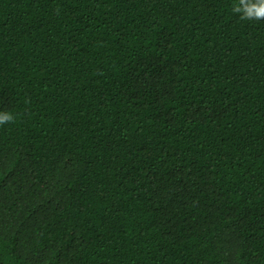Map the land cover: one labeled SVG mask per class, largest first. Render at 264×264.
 I'll list each match as a JSON object with an SVG mask.
<instances>
[{
  "label": "trees",
  "instance_id": "16d2710c",
  "mask_svg": "<svg viewBox=\"0 0 264 264\" xmlns=\"http://www.w3.org/2000/svg\"><path fill=\"white\" fill-rule=\"evenodd\" d=\"M238 0H0V264H264V19Z\"/></svg>",
  "mask_w": 264,
  "mask_h": 264
},
{
  "label": "clouds",
  "instance_id": "9594fccd",
  "mask_svg": "<svg viewBox=\"0 0 264 264\" xmlns=\"http://www.w3.org/2000/svg\"><path fill=\"white\" fill-rule=\"evenodd\" d=\"M232 11L241 20L261 21L264 19V0H238ZM14 116L11 112L0 111V125L13 122Z\"/></svg>",
  "mask_w": 264,
  "mask_h": 264
}]
</instances>
